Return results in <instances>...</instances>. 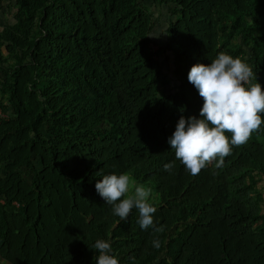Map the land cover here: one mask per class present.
Here are the masks:
<instances>
[{
  "label": "trees",
  "instance_id": "trees-1",
  "mask_svg": "<svg viewBox=\"0 0 264 264\" xmlns=\"http://www.w3.org/2000/svg\"><path fill=\"white\" fill-rule=\"evenodd\" d=\"M157 1L174 17L160 49L177 88L163 93L142 0H15L14 22L0 29V262L96 264L91 248L104 239L121 264H264L260 197L245 178L253 171L264 183V126L223 167L195 176L167 142L181 115L199 116L193 64L247 48L264 88V0ZM97 173L151 183L164 231L142 230L135 208L113 215ZM133 240L134 257L122 249Z\"/></svg>",
  "mask_w": 264,
  "mask_h": 264
},
{
  "label": "clouds",
  "instance_id": "clouds-1",
  "mask_svg": "<svg viewBox=\"0 0 264 264\" xmlns=\"http://www.w3.org/2000/svg\"><path fill=\"white\" fill-rule=\"evenodd\" d=\"M161 34L166 33L154 31L147 36L159 38ZM187 78L202 98V107L199 116L181 115L167 142L174 149L176 160L195 176L209 165L223 167L233 147L247 143L253 132L264 126V88L246 58L224 52L218 53L210 64H193ZM174 167V162L163 165L168 172ZM97 175L100 178L95 182V190L111 205L113 215L126 220L135 208L142 230L151 227L157 233L164 231L163 226H154L153 214L157 209L149 202L150 187L137 184L127 173ZM152 244L156 249L161 247L159 239H153ZM91 249L99 253L96 264H119L108 240H96Z\"/></svg>",
  "mask_w": 264,
  "mask_h": 264
},
{
  "label": "rangeland",
  "instance_id": "rangeland-1",
  "mask_svg": "<svg viewBox=\"0 0 264 264\" xmlns=\"http://www.w3.org/2000/svg\"><path fill=\"white\" fill-rule=\"evenodd\" d=\"M142 6L145 8V10L148 12L150 16L149 34L153 33L154 31H164V28L166 27L167 23L173 20L174 18L173 15L169 11H167L166 6L158 2L157 0H142ZM15 11H16L15 0H0V29L14 22ZM163 38H164V34H161L159 38L150 37L151 41L149 43V48L153 52V56L159 62L160 67L162 68V70L165 72L166 75L164 83L160 84L157 88L158 93L173 91L177 88L176 76L173 73V67L171 65L170 55L168 52H164L160 49V46L163 42ZM231 41H234L235 43L240 42L238 36H235L234 38L232 37L229 42L230 44L232 43ZM1 50L4 52V49ZM246 51L247 48H245V52L242 55H238V56L241 58H247L248 53ZM5 62L6 63H4L3 67L7 68V65L9 66L13 62V59L7 58ZM246 62L251 66V63L249 61ZM2 75L3 73L0 70V85H1ZM0 102H5V95L1 92H0ZM34 164L37 167L39 166L35 160H34ZM19 171L21 172L22 177L26 181H29V172L24 168H20ZM245 178L253 188L252 195L260 197V199L258 200L260 219L258 221L264 224V183L262 179L259 177V175L253 171L246 174ZM133 180L136 181L135 179ZM136 183L143 185L145 187H150L152 189V194L149 202L154 203L156 206L158 202V194L154 189V186L151 183H141L137 181ZM8 209L18 210L19 207L14 204L13 206L8 207ZM156 212L153 214V216L156 215ZM133 241H125L124 246L122 248L125 253L130 254V256L132 257H134L137 254L138 242H139L138 240H133ZM0 263L7 264L5 262H0Z\"/></svg>",
  "mask_w": 264,
  "mask_h": 264
},
{
  "label": "built area",
  "instance_id": "built-area-1",
  "mask_svg": "<svg viewBox=\"0 0 264 264\" xmlns=\"http://www.w3.org/2000/svg\"><path fill=\"white\" fill-rule=\"evenodd\" d=\"M5 117V112L0 108V119L4 118ZM119 264H121L119 262Z\"/></svg>",
  "mask_w": 264,
  "mask_h": 264
},
{
  "label": "crops",
  "instance_id": "crops-1",
  "mask_svg": "<svg viewBox=\"0 0 264 264\" xmlns=\"http://www.w3.org/2000/svg\"><path fill=\"white\" fill-rule=\"evenodd\" d=\"M153 219H154V223L158 220V215H157V212H156V215L153 216Z\"/></svg>",
  "mask_w": 264,
  "mask_h": 264
}]
</instances>
